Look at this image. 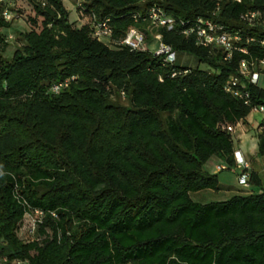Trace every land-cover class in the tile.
<instances>
[{
	"label": "trees",
	"instance_id": "trees-1",
	"mask_svg": "<svg viewBox=\"0 0 264 264\" xmlns=\"http://www.w3.org/2000/svg\"><path fill=\"white\" fill-rule=\"evenodd\" d=\"M150 3L175 19L153 33L207 70L175 62L180 73L171 78L152 52L107 46L88 24L71 23L60 0H20L30 31L10 60L0 34V264H264V194L194 199L218 190L217 176L204 171L212 157L224 171L234 167L226 127L264 107L258 84L239 86L241 97L225 91L242 60H264V0H222L218 10L212 0L84 6L110 19L115 41L136 28L152 44L148 22L130 16ZM247 11L260 15L252 26L240 19ZM198 18L240 31L247 55L236 50L227 60L197 45L180 23ZM249 182L257 184L251 174ZM35 211L37 237L22 241L19 225Z\"/></svg>",
	"mask_w": 264,
	"mask_h": 264
},
{
	"label": "built area",
	"instance_id": "built-area-1",
	"mask_svg": "<svg viewBox=\"0 0 264 264\" xmlns=\"http://www.w3.org/2000/svg\"><path fill=\"white\" fill-rule=\"evenodd\" d=\"M18 0H0V22L4 24H10L14 20L18 18H22L21 8L18 6ZM41 2L42 0H36ZM75 3V10L77 13L78 19L81 24H88L91 36L99 42L106 44L107 46H121L127 47L131 51H139V52H146L150 51V44L148 41L145 40V35L141 31L136 28H130L124 37L119 40L115 41L113 39V29L109 25L110 19L104 18L99 19L92 11H87L86 7L84 6L85 0H72ZM149 2V0H145ZM215 1L217 4V9L219 6V2L222 0H212ZM227 2L232 3H241L242 0H224ZM132 19L135 22L143 21L148 22L147 27L145 30L151 33V42H158L159 47L156 52L153 54L157 57L162 58L161 67L162 68H171L170 77H175L178 73L172 66L176 62V54L175 52L169 47L162 43V37L158 33H153V30L158 28H166L167 30H171L175 25V19L171 16L166 14L160 7H158L154 3H150L146 10L144 11V15L140 12H132L131 15ZM215 16V13L212 15ZM260 15L256 11H247L246 13L242 14L240 19L245 24L252 26L255 22H258ZM183 27H186L183 31L184 35H194L196 38L197 45L203 48L209 49H220L223 54L225 55V59H230L231 54L233 51H239L242 54L247 55L246 49H241L237 46V42L240 39V31L234 30L229 31L226 30L222 25L218 24L217 22L213 21L211 18H198L193 23L191 22H181L180 23ZM1 30V27H0ZM12 40L11 36L6 38V41ZM264 44V42H262ZM184 74L187 71L183 72ZM264 74V60L252 59L250 61L242 60L239 65V71L237 75L230 78L227 85L225 86V91L233 93L237 97H241V93L238 90L239 86L244 85L245 83L257 84L260 75ZM62 84H56L52 86V92L58 93ZM245 96H248L245 93ZM124 98V95L122 94ZM253 111L264 112V107H257L254 108ZM237 123L234 126H227L226 130L231 134L234 133ZM233 158L235 163L238 165H243L245 170L242 174H240L238 178L239 185L243 186L244 188L249 187V174L246 173L247 165L243 162L241 153L239 151H234ZM217 171L225 170L224 166H217ZM34 216L35 220L33 222V228H31V234H35L34 238L28 239L25 242L32 241L36 239L37 234V223L41 218L42 213L39 211H35L32 214H26L22 223L19 225L17 230V235L19 236V232L23 227L24 220L26 216ZM23 241V240H22Z\"/></svg>",
	"mask_w": 264,
	"mask_h": 264
},
{
	"label": "crops",
	"instance_id": "crops-1",
	"mask_svg": "<svg viewBox=\"0 0 264 264\" xmlns=\"http://www.w3.org/2000/svg\"><path fill=\"white\" fill-rule=\"evenodd\" d=\"M260 79V78H259ZM259 79L257 84L259 85ZM245 120L241 121L239 125L236 126L233 133L234 137V151H239L241 153L243 162L247 165V174L254 176L257 184L249 182V187L244 188L238 184V178L245 170L243 165L234 164L232 173L234 184L229 183L228 178L224 174H216L222 171H217V166L225 165L224 161L217 158L215 167L213 171H207L210 175H216L218 180V190L217 191H203L197 195L201 197L203 193H222L220 201H226L234 195H247V194H264V156H257V140L256 133L258 127L262 125L260 130L264 132V112L253 111ZM224 171V170H223ZM231 171V170H230ZM213 172V173H209Z\"/></svg>",
	"mask_w": 264,
	"mask_h": 264
},
{
	"label": "rangeland",
	"instance_id": "rangeland-1",
	"mask_svg": "<svg viewBox=\"0 0 264 264\" xmlns=\"http://www.w3.org/2000/svg\"><path fill=\"white\" fill-rule=\"evenodd\" d=\"M63 7L66 9V11L69 14V21L75 22L78 19V15L75 10V3L72 0H60ZM18 6H20V0L17 1ZM23 7V6H22ZM21 7V8H22ZM30 12L28 10L22 11V18H18L11 22L8 27L1 28L0 34L4 37L11 36L12 40L7 41V49L3 53V58L5 60H10L14 51H16L18 48H20L24 44L23 36L30 31V27L28 23L26 22V18ZM159 43L158 42H152L150 44V52L154 53L158 50ZM176 66L179 68H187V69H196L199 67V70H207L208 67L205 64H198L197 59L188 53L185 52H176ZM259 86L264 89V74L260 75L259 79ZM121 101L123 104H126L125 98L121 96ZM251 113H254L253 111ZM216 157H212L204 166V171H213V167H215L217 162ZM213 173V172H209ZM218 175L224 174L228 178V182L234 184V177L232 170L231 171H222L220 173H216ZM239 184V183H238ZM222 193H203L201 197H194L195 201L201 202V203H208V202H214V201H220ZM35 220L34 216H26L24 220V224L22 229L19 232V238L23 241H26L28 239L34 238L36 235L31 234V228H33V222Z\"/></svg>",
	"mask_w": 264,
	"mask_h": 264
}]
</instances>
